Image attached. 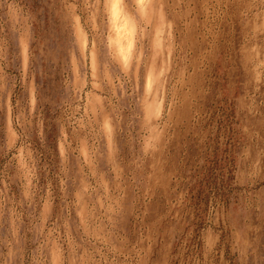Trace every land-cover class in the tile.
Here are the masks:
<instances>
[{"label":"clouds","instance_id":"obj_1","mask_svg":"<svg viewBox=\"0 0 264 264\" xmlns=\"http://www.w3.org/2000/svg\"><path fill=\"white\" fill-rule=\"evenodd\" d=\"M0 264H264V0H0Z\"/></svg>","mask_w":264,"mask_h":264}]
</instances>
